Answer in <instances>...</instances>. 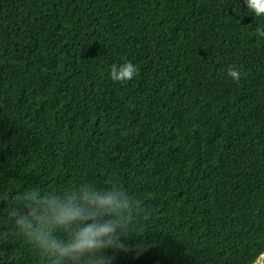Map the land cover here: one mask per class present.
<instances>
[{
  "label": "trees",
  "instance_id": "1",
  "mask_svg": "<svg viewBox=\"0 0 264 264\" xmlns=\"http://www.w3.org/2000/svg\"><path fill=\"white\" fill-rule=\"evenodd\" d=\"M258 27L244 0H0V264H47L14 227L20 197L82 184L138 204L111 264L264 252Z\"/></svg>",
  "mask_w": 264,
  "mask_h": 264
},
{
  "label": "clouds",
  "instance_id": "2",
  "mask_svg": "<svg viewBox=\"0 0 264 264\" xmlns=\"http://www.w3.org/2000/svg\"><path fill=\"white\" fill-rule=\"evenodd\" d=\"M249 12L264 17V0H244ZM256 34L264 37V28ZM136 66L126 61L113 64L110 77L125 83L137 74ZM227 75L240 79V72L229 68ZM137 202L125 191L113 185L99 189L80 185L64 196L55 192L32 191L20 197L13 212L14 227L47 264H111L114 259L105 250L128 251L120 237L133 220ZM59 229L69 231L67 241L56 236ZM250 264H264V252L254 256Z\"/></svg>",
  "mask_w": 264,
  "mask_h": 264
}]
</instances>
